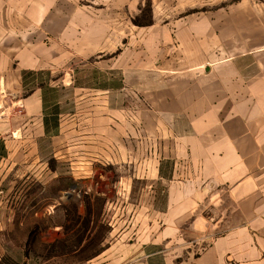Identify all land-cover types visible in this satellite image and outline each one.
I'll return each mask as SVG.
<instances>
[{"label":"crops","instance_id":"obj_1","mask_svg":"<svg viewBox=\"0 0 264 264\" xmlns=\"http://www.w3.org/2000/svg\"><path fill=\"white\" fill-rule=\"evenodd\" d=\"M103 1L107 10L55 12L53 22L41 7L24 32L0 11L12 20L0 22V176L23 184L0 188V210L66 162L76 198L134 210L123 229L110 223L119 233L104 263L264 264V0H155L148 28L127 23L130 0ZM186 9L197 12L176 21ZM114 36L116 60L104 61ZM127 95L134 117L124 104L111 119L109 98ZM136 181L140 199L128 202Z\"/></svg>","mask_w":264,"mask_h":264},{"label":"rangeland","instance_id":"obj_2","mask_svg":"<svg viewBox=\"0 0 264 264\" xmlns=\"http://www.w3.org/2000/svg\"><path fill=\"white\" fill-rule=\"evenodd\" d=\"M257 4L262 5V3ZM41 7L45 8L47 13V22H53L55 12L84 10L99 13L107 10V4L103 0H0V11L9 10L14 13L13 21L10 18L7 20L1 18L0 22L9 23L12 21L17 32H24L26 28L36 26L37 17L35 16L41 10ZM22 11L30 14V21L29 19H21L20 13ZM126 11L127 14L130 13V15L128 14L130 19H127V23L133 21L142 28H148L153 25L155 0H135V2L130 0L127 2ZM179 12L176 21L182 20L183 17L188 16L187 14H195L197 10L186 9L179 10ZM48 16H51L52 19H48ZM162 21L164 20H161L158 25H162L164 23ZM119 25H123L120 20ZM124 26L129 25L125 24ZM137 35L140 36V34ZM95 37L103 38L105 36ZM150 37L148 31H142L141 38L143 41ZM50 39L51 36L47 34V44ZM126 41L125 56L128 62L133 56L132 51L130 52L127 49L128 45L132 46L133 44V35L126 34L124 42ZM110 42L107 55L95 56L90 63H98L101 61L100 57L104 56L102 58L104 61L114 58L116 60L118 52L114 51L112 45L114 42L116 43V36L110 39ZM120 42H123L121 38ZM103 45L105 46L106 43L104 42ZM48 79L51 80L49 77ZM72 95L73 93L69 90L61 92L63 109L67 114L75 112L73 109L77 99H73ZM78 101L76 104L80 108L79 110L84 111L87 109L85 103L80 104L81 100ZM108 101L111 119L117 117L118 106L121 107L124 104L127 109L125 116L127 121L134 117V99L132 96L127 95L126 98L111 96ZM95 103L96 101L94 102L96 106ZM99 106L101 105L99 104ZM79 114L84 115L85 112ZM96 121H99V119ZM47 150L48 156L52 152L48 144ZM49 166V169L52 170L46 172L40 186L30 183L34 191L21 195V201L13 210H0V264H108L104 263L106 257L102 253L118 239L119 233L118 229L112 232L110 223L119 222L123 229L128 226L134 215V210L127 211L124 206H121L120 209L119 207L115 208V206L107 210L105 201L102 198L95 197L88 200L89 202L83 196L80 199L76 198L71 188L69 164L56 162L50 163ZM4 171L5 165H3L1 172ZM19 171H21V168ZM126 175H129V173L126 172ZM115 182L117 180L113 177L106 181V184ZM88 184H91V182H80L82 188H85ZM22 185V181L16 177H6L5 173L0 176L1 189L7 187L19 188ZM42 185L46 189L45 193L37 196L35 190ZM144 185L145 183L139 181L131 185V193L127 196L128 202L140 199L139 193ZM111 197L115 198V202L118 200L116 195H111ZM83 202H86V206H81ZM88 208L92 211L90 215L89 210L87 211ZM76 211H78L81 218L76 215ZM129 232H132V227Z\"/></svg>","mask_w":264,"mask_h":264},{"label":"trees","instance_id":"obj_3","mask_svg":"<svg viewBox=\"0 0 264 264\" xmlns=\"http://www.w3.org/2000/svg\"><path fill=\"white\" fill-rule=\"evenodd\" d=\"M83 197H84L85 199H87V201L92 199V198L89 197V196H84V195H83ZM81 198H82V197H81ZM88 202H89V201H88ZM88 202H87V203H88ZM90 203H91V202H90ZM84 205L86 206V202L81 203V206H84ZM78 210H79V209H78ZM88 210H89V211H88ZM87 211L89 212V215H90L91 212H92L90 208H88ZM76 215H78V217L81 218V216H80V214L78 213V211H76Z\"/></svg>","mask_w":264,"mask_h":264}]
</instances>
